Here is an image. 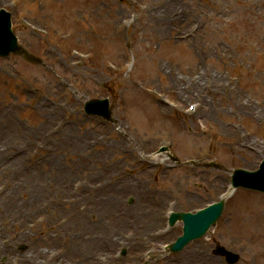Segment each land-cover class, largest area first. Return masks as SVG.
Segmentation results:
<instances>
[{"label": "rangeland", "instance_id": "obj_1", "mask_svg": "<svg viewBox=\"0 0 264 264\" xmlns=\"http://www.w3.org/2000/svg\"><path fill=\"white\" fill-rule=\"evenodd\" d=\"M0 8L40 60L0 57V264H41L47 252L63 264H227L216 244L238 254L234 264H264V194L238 187L224 196L235 169L264 158V0ZM161 13L174 19L165 29ZM197 78L201 88L180 92ZM94 98L109 100L110 121L85 113ZM220 199L205 235L166 248L182 232L181 221L168 225L170 212ZM243 221L241 247L226 231Z\"/></svg>", "mask_w": 264, "mask_h": 264}, {"label": "water", "instance_id": "obj_2", "mask_svg": "<svg viewBox=\"0 0 264 264\" xmlns=\"http://www.w3.org/2000/svg\"><path fill=\"white\" fill-rule=\"evenodd\" d=\"M11 53L22 55L26 60L39 63V59L25 51L18 43L17 37L11 30L10 13L0 9V56L7 57ZM84 111L87 114L99 115L106 120L111 119V109L108 99H91L85 102ZM233 188L242 187L264 193V159L258 169L248 171L245 169H235L231 177ZM224 202L218 201L211 203L195 213L174 212L169 217V223L174 224L177 220L182 222V233L171 243L168 248L170 251L178 252L191 240L204 235L209 227L216 223L221 215ZM214 253L222 255L229 264L238 260V254L225 249L217 244Z\"/></svg>", "mask_w": 264, "mask_h": 264}, {"label": "bare ground", "instance_id": "obj_3", "mask_svg": "<svg viewBox=\"0 0 264 264\" xmlns=\"http://www.w3.org/2000/svg\"><path fill=\"white\" fill-rule=\"evenodd\" d=\"M159 17H160V21L162 22L161 23V27H164V29L165 28H167L168 27V23L171 21L172 23L174 22V19L173 18H170V17H164V13H161V14H159ZM116 26H117V28H119L120 26H121V24H120V21H119V19H116ZM200 80L201 79H191V80H189V82H187V84L185 85V86H183V87H181L182 89H181V91L180 92H182V93H185V92H188L190 89H193V91L194 90H196V89H198V88H201L200 87ZM207 83H210V80H208L207 81ZM219 85H221L220 84V82L219 83H214V82H211L210 84H209V87H210V90L211 89H213V91H218V90H224V89H221L220 88V86ZM193 91H191V92H193ZM193 95H195L199 100H204L203 98V94H202V92L201 91H199V90H197L195 93H193ZM46 110H48V109H46ZM110 135H116V133H114L113 131H111L110 132ZM119 135V134H118ZM108 148H106L105 149V152H108V149H112V145H108L107 146ZM245 147V149L246 150H250V148L247 146V145H245L244 146ZM107 163V158H105V164ZM116 176V173L115 174H112V176L111 177H115ZM124 184H123V186H126L127 187V185H128V187H132V188H138L139 189V187L138 186H136V184L138 183H136V184H134V186H132V184H129L130 182H123ZM142 186V185H141ZM146 185H143L142 187H145ZM135 188V189H136ZM111 190V191H110ZM112 190H113V188L112 187H110V189H109V191L107 192V194H111V192H112ZM230 192H232V188L229 190V192H228V194H230ZM227 194V195H228ZM113 198L111 197L110 198V201L112 200ZM78 213V212H77ZM152 221L151 222H154L155 223V219H151ZM246 229H247V221H243V224L241 225V228H240V230H238V231H235V230H230V229H226L227 231V233H228V235H231V236H233V237H236V238H240V246L241 247H243L244 245H246V243H247V239H246ZM65 234V233H64ZM49 236H51L50 234H47L46 235V237H49ZM61 236H63V233L62 232H59L58 231V233H56L55 234V237H61ZM52 238V237H51ZM51 238H50V240H51ZM3 248H5V247H3ZM6 249V248H5ZM0 252H2L1 251V247H0ZM202 252H203V250L201 249V248H196L194 251H193V257H200L201 255H202ZM82 253H83V250H82ZM53 254L52 253H49V252H47V254H44L43 255V257H44V261H42L41 262V264H63V261L62 260H58V262H56V263H53V260H49L48 259V257L49 256H52ZM195 255V256H194ZM38 257H42V256H40V255H38L37 256V258ZM26 261H28V263L29 264H40V263H36V260H35V257L34 256H30V257H28V259L26 260ZM52 262V263H51ZM248 264H251V261H250V259H248Z\"/></svg>", "mask_w": 264, "mask_h": 264}]
</instances>
